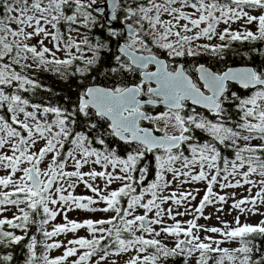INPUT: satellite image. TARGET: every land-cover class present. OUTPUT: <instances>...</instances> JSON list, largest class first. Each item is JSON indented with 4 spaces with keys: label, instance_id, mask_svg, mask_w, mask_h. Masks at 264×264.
Here are the masks:
<instances>
[{
    "label": "snow or ice",
    "instance_id": "6c2138e0",
    "mask_svg": "<svg viewBox=\"0 0 264 264\" xmlns=\"http://www.w3.org/2000/svg\"><path fill=\"white\" fill-rule=\"evenodd\" d=\"M0 264H264V0H0Z\"/></svg>",
    "mask_w": 264,
    "mask_h": 264
},
{
    "label": "trees",
    "instance_id": "16d2710c",
    "mask_svg": "<svg viewBox=\"0 0 264 264\" xmlns=\"http://www.w3.org/2000/svg\"><path fill=\"white\" fill-rule=\"evenodd\" d=\"M45 80L47 83L50 84V86L53 87L54 90H59L61 88V84H59L57 81H56V78L55 77H48V76H45Z\"/></svg>",
    "mask_w": 264,
    "mask_h": 264
},
{
    "label": "rangeland",
    "instance_id": "374dc122",
    "mask_svg": "<svg viewBox=\"0 0 264 264\" xmlns=\"http://www.w3.org/2000/svg\"><path fill=\"white\" fill-rule=\"evenodd\" d=\"M77 191H83V189H77ZM237 191V193H239L241 190L240 189H237L236 190ZM73 215H75V213H72V214H70V218H71V216H73ZM225 219H231V217H228V216H225L224 217ZM59 219V218H58ZM186 219V218H185ZM258 219V217H249V222H252V223H254V222H256V220ZM204 221H200V223H203ZM209 223H215V220H210L209 221ZM82 234V233H81Z\"/></svg>",
    "mask_w": 264,
    "mask_h": 264
}]
</instances>
